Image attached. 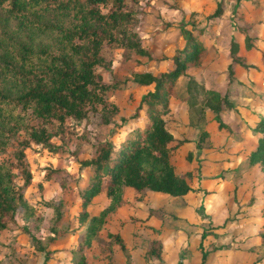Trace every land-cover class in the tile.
I'll return each instance as SVG.
<instances>
[{
    "label": "trees",
    "instance_id": "16d2710c",
    "mask_svg": "<svg viewBox=\"0 0 264 264\" xmlns=\"http://www.w3.org/2000/svg\"><path fill=\"white\" fill-rule=\"evenodd\" d=\"M153 2L0 0V155L9 145L13 147L0 160V230L16 227L18 220H22L32 207L23 196V189L31 181L25 155V150L31 146L41 147L36 153L42 149L62 152L65 158L76 159L79 166L89 168L87 182L77 191L80 209L74 214L78 223L72 228L77 234L70 250L72 264L85 263L92 243L106 254L111 251L110 239L124 248L116 233H108V240L98 239L107 213L121 203L124 188L131 187L136 194L150 190L170 195H181L190 189L191 154L186 155L182 169L176 171L170 155L181 139L174 137L167 128L165 116L176 81L181 76L186 77L189 66L199 63L207 48V28L220 17L224 5L221 1L216 4L205 16L203 27H180L178 21L181 19L177 20L182 45L168 56L157 57L142 44L143 26ZM163 2L174 7L172 2ZM235 17L240 23L233 28L243 34L245 49L252 48L264 65L263 52L249 42L251 26L243 15ZM158 23L155 22L154 31L159 26L165 27V23ZM103 45L111 47L110 56L102 50ZM237 45L236 37L231 35L224 52L228 61L223 91L204 93L209 108L215 112L218 127L227 131L230 127L219 119L218 111L232 105L228 99L235 93L236 67L259 68L246 62L245 56L238 53ZM144 60H152L159 68L138 70ZM167 60V66L160 68L161 62L167 63ZM115 61L126 65L123 79L109 70ZM103 70L110 73L104 76ZM126 81L140 92L132 110L116 118L124 101L134 99L124 87ZM183 81L188 91L198 89L191 77ZM262 100L264 103V93ZM90 114H96L110 133L103 134L102 138L77 134L71 120L84 121ZM253 129L258 135L247 158L248 162L259 163L264 183V111ZM66 131H74L76 136L58 138ZM20 134L14 142L13 138ZM204 135L206 131L200 129L197 145ZM68 143L73 146L69 147ZM86 146L91 154L79 160L78 151H85ZM70 149H73L72 154ZM42 170L43 180L57 181L62 188L76 180L66 168L42 166ZM40 186L39 183L38 188ZM98 193H103L107 203L88 215L85 207ZM56 206L57 203L53 207ZM55 209L59 218V209ZM258 235L260 244L256 247V252L257 248L259 250L255 262L264 256V207ZM159 250L160 241L154 239L146 251L148 256L158 257ZM204 258L202 251L201 263ZM0 264L4 263L0 260Z\"/></svg>",
    "mask_w": 264,
    "mask_h": 264
},
{
    "label": "crops",
    "instance_id": "0c3cea01",
    "mask_svg": "<svg viewBox=\"0 0 264 264\" xmlns=\"http://www.w3.org/2000/svg\"><path fill=\"white\" fill-rule=\"evenodd\" d=\"M164 1L174 3V7H168L163 0H154L143 26L142 44L157 57L168 56L174 48L182 45L183 39L176 24L182 16L194 12L204 19L219 1L225 7V2L231 0ZM233 2H238L237 13L243 15L248 23H253L254 16L260 18L257 22L260 24L248 32L249 36L251 32L256 36L255 43L264 55V0ZM227 10L223 9L217 21L207 28V48L199 63L186 69V77H191L196 87L202 88L205 94L208 90L222 92L225 87L224 70L228 60L224 52L230 36L236 37L238 53L244 44L243 34L227 22ZM164 14L171 15L166 20L173 23L162 35L153 28L157 21L155 16ZM204 24L205 21H201L197 27ZM246 51L244 48L242 54L246 62L256 64V57L246 56ZM256 65L258 69L236 67L238 81L235 93L228 99L232 105L218 111L219 119L230 127V131L218 127L215 112L209 108L206 99L198 117L188 113L193 106L188 98L195 92L187 90L183 81L185 76L178 78L174 95L168 100L169 111L165 120L173 136L181 139L170 155L174 169L181 170L186 155L191 154L190 189L181 195H170L150 190L136 194L131 187L124 188L121 203L107 213L98 231V239H105L108 233L118 234L124 248H119L109 238L111 251L106 254L92 243L84 264L256 263L264 183L259 163L248 162L247 158L255 147L258 135L253 129L254 124L264 111V65ZM137 69L144 70L140 66ZM253 77L257 78L255 82L251 80ZM123 106L118 112L127 115L133 104L124 101ZM200 129H204L206 135L197 145L196 137ZM90 154V148L86 146L85 151H78L77 158L85 159ZM34 157V162L40 158L42 163L38 164L37 173H33L29 164L31 181L23 189V196L32 207L22 220H18L16 227L0 230V260L4 264H72L74 259L70 250L77 237L72 228L78 223L74 214L80 209L77 191L87 182L89 168L79 166L76 159L65 158L62 152L45 151L35 153ZM42 166L66 168L76 180L62 188L57 181L42 179ZM97 195L100 198L95 200ZM97 195L85 207L88 215L96 213L107 203L103 193ZM56 203L59 218L56 207H53ZM205 223L209 225L203 227ZM154 239L160 241L158 257H150L146 251L149 242ZM202 251L205 252L203 263Z\"/></svg>",
    "mask_w": 264,
    "mask_h": 264
},
{
    "label": "rangeland",
    "instance_id": "374dc122",
    "mask_svg": "<svg viewBox=\"0 0 264 264\" xmlns=\"http://www.w3.org/2000/svg\"><path fill=\"white\" fill-rule=\"evenodd\" d=\"M238 5H239L238 2H233V0H231L230 2L229 1L225 2L224 9H228L227 11L229 12L227 14V16H226V18L228 19L227 22L231 23L232 28H233V25L235 27L236 24L240 23V19H236V17H235L236 15H238V13H237L238 10H239V6ZM167 17H171V15L164 14V15L155 17V18H157V22L158 21L160 22L158 24L165 23V27H162V28H161V26L157 27V31L156 32H160V34L162 33V35H165V32H166L165 29L173 23L172 20H166ZM259 20H260V18H257V16H254V18L252 19L253 23H248V21H245L249 25L252 24L251 28H249L248 30H251V29L255 28L256 25H259L260 23H257ZM201 21H205V18L203 19L200 16L195 15L194 12H190V14H187V15H184V16L181 17V20L178 21V25L180 24L179 25L180 27L183 26V25L184 26H188V27H191L193 25L194 26H198V25L201 24ZM252 34H253V32L250 33V36H249L250 37V41L249 42L250 43H254V45H256V43H255L256 42L255 41L256 36L252 35ZM259 36L261 37L260 34H259ZM110 48L111 47L108 46V45H103V47H102V50L106 53L107 56H110V52H111ZM244 48H245L244 44H243V46H241L239 48L241 54L244 53ZM256 48H258V46ZM118 54H119L118 51H116V55H118ZM245 55L248 56V57H251V58H254V56H255L256 57V64H260L261 63L259 55H257V53L252 48L250 50L246 51ZM143 57L144 56H142L141 58L143 59ZM120 62L121 61H115L113 63V66H111V68H109V70L112 69V73H113V75L115 77L117 76V77L123 79L125 77V72H126L125 71V67H126V65H122ZM144 62H145V60H144ZM168 62H169V60H167V63L161 62V65H159L160 68H162L164 66H167ZM140 67H141V69H144V70H147V69L148 70H156V69L159 68V67L154 65V62L152 60L146 61ZM107 69L108 68H106L105 70H107ZM109 73L110 72H108V71H104V76L106 74H109ZM251 80L253 82H255V80H257V78L255 79L253 77V78H251ZM124 87L127 90V92H130V94L133 95L134 99L131 102L134 105V103H135L134 100L137 98V96H138L140 91L137 89V87L134 88L135 86H131L130 84H128L127 81H126V84L124 85ZM194 92H195V95L194 96L191 95L190 99L188 98V102L190 101V105H193L192 107L190 106L188 113H190L194 117H198L200 115L201 105H203L202 103L204 102V100L206 99L207 96L204 95V93L202 91V88L195 89ZM212 97H214V95ZM212 97H210V98H212ZM192 100H194V101L192 102ZM206 103L210 104L208 101ZM122 109H124V106L122 107ZM184 112L185 111H183V113ZM123 113H125L124 110H123ZM119 115H120V112L116 113L115 117L118 118ZM71 124H72V128H75L77 130L76 131V132H78L77 134L88 135V138H102L103 134L110 133L109 130H108V126L103 125L96 114H90L89 116H87L84 119V121H76L75 119H72L71 120ZM75 136H76V134L74 133V131H68V132L66 131L64 133H61L58 138H73ZM20 137H21V134L18 137H14L13 141L14 142L17 141ZM68 145H69V147L73 146L71 143H68ZM12 148L13 147L9 145L6 148V150L0 155V160L5 158V156H7V154L10 153ZM39 150H41V147H36V146H31V148L25 150L26 158H27L31 168L33 169V173H37V169H38V166H39L38 164L42 163L40 158H37L35 162L33 161V158H35L34 157L35 153H36L35 151H39ZM41 152L44 153L45 149H42ZM72 152H73V149H70L69 153L72 154ZM95 198H96L95 200H98L100 197L98 198V195H97V196H95ZM206 225H209V224L205 223V224H203V227H206ZM261 258L262 259H257V262L255 264H264V256L261 257Z\"/></svg>",
    "mask_w": 264,
    "mask_h": 264
}]
</instances>
